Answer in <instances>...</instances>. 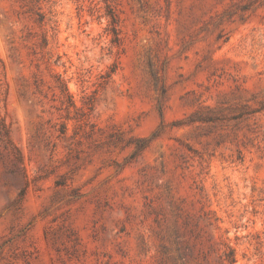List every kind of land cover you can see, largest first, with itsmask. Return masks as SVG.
Segmentation results:
<instances>
[{
  "label": "rangeland",
  "instance_id": "obj_1",
  "mask_svg": "<svg viewBox=\"0 0 264 264\" xmlns=\"http://www.w3.org/2000/svg\"><path fill=\"white\" fill-rule=\"evenodd\" d=\"M0 264H264V0H0Z\"/></svg>",
  "mask_w": 264,
  "mask_h": 264
}]
</instances>
